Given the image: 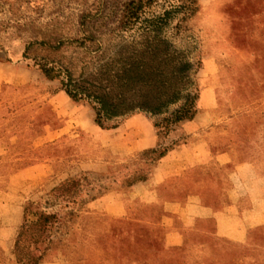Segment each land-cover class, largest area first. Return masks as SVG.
I'll use <instances>...</instances> for the list:
<instances>
[{"label": "rangeland", "instance_id": "1", "mask_svg": "<svg viewBox=\"0 0 264 264\" xmlns=\"http://www.w3.org/2000/svg\"><path fill=\"white\" fill-rule=\"evenodd\" d=\"M176 1L157 0L142 21ZM130 2L0 0V22L22 25L0 35V264H19L28 205H43L85 174L108 190L76 206L64 225L66 210L48 208L60 221L41 264H264V0H200L188 22L179 24L180 14L149 34L141 23L121 28ZM45 38L64 45L37 56L77 74H97L102 64H157L163 57L152 55L161 51L189 62L194 118L157 130L164 116L143 114L148 123L128 118L101 129L93 106L73 101L23 58L28 42ZM148 150L168 153L147 182L127 188L129 171L149 169Z\"/></svg>", "mask_w": 264, "mask_h": 264}, {"label": "trees", "instance_id": "2", "mask_svg": "<svg viewBox=\"0 0 264 264\" xmlns=\"http://www.w3.org/2000/svg\"><path fill=\"white\" fill-rule=\"evenodd\" d=\"M200 0H177L171 9L162 16L152 20H143L146 11L152 8L157 0H131L121 17L123 29H133L143 24L144 32L164 31L174 17H182L179 24L188 22L198 12ZM20 23L6 24L0 22V35L8 29L19 31ZM178 27V26H177ZM1 37V36H0ZM58 46H52L53 41ZM64 44L57 38H45L42 41H30L26 44L23 58L32 61L49 81H59L65 93L75 102H87L96 113V124L103 130L116 129L120 122L135 114L150 117L164 116L161 122L155 123L159 130L190 121L196 114L197 95L194 81L193 65L189 62L179 64L178 60L167 51L152 55V60L162 61L157 64H102L99 73L89 74L82 70L76 73L70 64H56L46 58L37 56L39 48L58 51ZM1 38H0V47ZM3 47V46H2ZM154 58V59H153ZM168 150H148L143 158H150L149 169L128 172L124 185L132 188L138 183L147 182L152 167L162 160ZM108 187L99 179L88 174L65 181L52 190L49 200L41 203L32 202L25 210L24 222L20 229L15 246V256L19 264H41L44 256L52 249L54 241L51 231L54 223L59 222L57 213L48 208L57 207L66 210L61 225L68 217H74L75 207L86 206L106 193ZM59 209V210H60Z\"/></svg>", "mask_w": 264, "mask_h": 264}, {"label": "crops", "instance_id": "3", "mask_svg": "<svg viewBox=\"0 0 264 264\" xmlns=\"http://www.w3.org/2000/svg\"><path fill=\"white\" fill-rule=\"evenodd\" d=\"M244 32V31H243ZM144 121H146L147 123H148V119H147V117L145 116V115H143V114H139V115H134V116H132V117H130L129 119H128V121H127V123L129 124V125H135V123H143ZM134 123V124H133ZM149 138V145L147 146V147H153L152 146V137L151 136H149L148 137ZM189 147V146H188ZM184 148V147H183ZM186 148V147H185ZM184 148V149H185ZM184 149H181V150H184ZM185 151V150H184ZM178 152H179V150H175L173 153H177L178 154ZM172 153V154H173ZM207 154V155H206ZM204 156H205V161H209V157H208V155H209V152H207L206 150H205V152H204V154H203ZM170 158V157H169ZM194 158H195V160L197 159V161L199 160V159H201L202 158V156H196V154H195V156H194ZM168 159V158H167ZM166 159L163 161V164H165L166 163ZM182 243L183 242H181V243H177V244H175V245H182Z\"/></svg>", "mask_w": 264, "mask_h": 264}]
</instances>
